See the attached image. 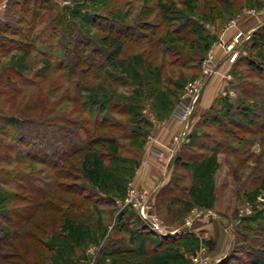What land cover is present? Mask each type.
Masks as SVG:
<instances>
[{
  "label": "rangeland",
  "instance_id": "rangeland-1",
  "mask_svg": "<svg viewBox=\"0 0 264 264\" xmlns=\"http://www.w3.org/2000/svg\"><path fill=\"white\" fill-rule=\"evenodd\" d=\"M9 1L0 0V201L17 197L0 218L9 229L0 264H27L34 249L43 254L37 264H254L264 256V40H252L264 35V0H48L29 38ZM57 11L100 47L101 23L133 26L138 37L76 88L50 21ZM198 78L204 85L185 125L173 111ZM171 122L181 126L173 154L147 189L137 169L143 156L147 167L161 163L150 136ZM61 131L78 133L74 146L84 147L56 167L48 154ZM71 185L81 195L61 190ZM131 190L136 198L126 202ZM50 193L79 205L50 197L60 210L44 220L38 208ZM31 236L40 243L15 238Z\"/></svg>",
  "mask_w": 264,
  "mask_h": 264
},
{
  "label": "trees",
  "instance_id": "trees-1",
  "mask_svg": "<svg viewBox=\"0 0 264 264\" xmlns=\"http://www.w3.org/2000/svg\"><path fill=\"white\" fill-rule=\"evenodd\" d=\"M32 0H12L8 2V11L10 13H13L11 19L15 21H19L20 19H15L16 16H21V21L26 23L28 25L27 30V36L28 38L32 35V28L35 27L36 20L41 16L43 17L47 10V7L44 5L48 0H40V2L37 3V1L31 2ZM11 5V6H10ZM18 6V8L13 9V7ZM40 9H43V11H39ZM30 16L29 18L27 16ZM27 18V19H26ZM50 21L53 24V26L60 27L59 32L61 33L60 36L58 32L56 33V36L58 35L59 41L58 51L61 55L62 60L64 61V68L65 72H68L70 75H76L77 76V82L75 84L76 88L79 86H83L86 82H88V78L92 76V73L95 72H102L107 68L110 61L112 59H116L118 54H121L122 49L124 46L131 41L130 38L132 37H138V33L135 27L133 26H125L120 25L119 23H113L116 27L112 25L107 24H99L98 30H99V39H100V46H98L96 43H94L93 40L90 38L85 37L82 34V30L77 23V21H74L72 18H70L64 11H57V13H52L50 15ZM5 25V24H4ZM7 25V26H6ZM5 27H3L2 32L7 33L9 29L11 28L6 24ZM15 33V31H13ZM26 36V37H27ZM27 40V39H26ZM253 41H263L264 35H253L252 36ZM136 43H138L136 41ZM25 50H31L34 48V44L32 42L25 43ZM250 64L255 67L256 69H260V66L256 64L255 62L251 61ZM106 116L103 117V122H101L99 125H102L105 123ZM14 124H18L17 121L11 120ZM97 120H95V123ZM55 132H52L53 135ZM68 132H59L60 139L56 143H54L53 147V153H50L51 155L48 156L50 158H53L55 161L53 162L54 166H59L62 162H67L68 165H70V162L68 160L72 158L79 157L80 153H82L83 147H75V141L78 139L80 141V137L78 133H71ZM84 139H81V142ZM88 151L92 150L91 141L87 142ZM48 144V143H46ZM47 156V155H45ZM83 156V154L81 155ZM45 160V159H43ZM47 160V159H46ZM50 160V159H48ZM179 161V159H177ZM176 160V161H177ZM76 162V159L73 160ZM44 162V161H43ZM52 162V161H49ZM61 172V171H60ZM61 174V173H60ZM63 192H66L68 194H74V196L81 195L77 189H72V185L70 187H67L65 189H61ZM5 197L0 201V218L8 219L10 216V209L8 208V203L12 200H14L17 195L12 194L9 195L7 193H4ZM52 195V196H50ZM46 193L44 194L43 198H45ZM52 199H58L61 200L64 204H67L68 206L73 205H79L77 204L74 199H68V198H58L57 193L49 194L46 201L39 204L38 210H43L42 217L43 219L49 220V216L47 212L50 211H59L60 208H57L53 203H50L51 198ZM84 200H88V198L84 197ZM27 220L29 219V216L27 217ZM50 221V220H49ZM25 222H22V224L19 226L20 229L23 228ZM40 226L37 225L36 228ZM44 226V225H43ZM20 232V231H19ZM17 232V234L19 233ZM0 234L1 237H9V229L4 227L3 225H0ZM28 235V232L26 233ZM30 234V233H29ZM17 239H23L29 238L31 241H34L35 243H40L39 237H15ZM5 239V238H4ZM29 241L27 240L26 245L28 246ZM31 250L30 248H27L26 252L29 254ZM32 253H34L31 258L28 260L27 264H35L37 261L40 262L41 259H43V254L40 251L32 250ZM141 257H144L145 255H141ZM123 257L117 256V260L119 262H122ZM129 261H131L130 257L128 258ZM127 260V261H128ZM30 261V262H29ZM33 261V262H32ZM37 262V263H38ZM36 263V264H37ZM254 264H261L264 263V256H259L257 259H254L252 261Z\"/></svg>",
  "mask_w": 264,
  "mask_h": 264
},
{
  "label": "crops",
  "instance_id": "crops-1",
  "mask_svg": "<svg viewBox=\"0 0 264 264\" xmlns=\"http://www.w3.org/2000/svg\"><path fill=\"white\" fill-rule=\"evenodd\" d=\"M167 119H168V117H167ZM180 127H181L180 123L171 122L170 125L166 124V125L161 126V127L159 126V128L153 130V132L151 133L150 137L152 139H151V142L149 141V144L151 143V145L152 144L156 145L158 150L161 153H163V158L161 160H159V161H161V163H158V165L155 164V167L157 166V168L155 169V167H152V168L147 167V165H149V162L146 160L147 159L146 156H143L144 158H142L141 165L137 169V172H136V175H137L136 179L140 183L143 178H146L147 180L145 181V183L147 185L145 184L143 186L146 187L147 189H152L154 184L160 178L158 173L162 169V166H163L162 161H164L165 163L169 162L170 157L173 154V149L175 146L174 141L177 137V133L181 129ZM161 186L162 185L160 184L158 187L153 189V190H155V193H157L159 191V188Z\"/></svg>",
  "mask_w": 264,
  "mask_h": 264
},
{
  "label": "built area",
  "instance_id": "built-area-1",
  "mask_svg": "<svg viewBox=\"0 0 264 264\" xmlns=\"http://www.w3.org/2000/svg\"><path fill=\"white\" fill-rule=\"evenodd\" d=\"M243 36H244L243 31L238 30L236 34L234 35V39L227 46V50L229 52V60L231 62H233L237 58V55H238L237 43L240 42V39L243 38ZM203 85H204V81H201L199 78L193 81H190L186 85V89L184 91L185 93L182 97L183 99L179 102V104L173 111V117L175 120L180 121L184 123L185 125L186 123H188V118L193 110V104L195 100L198 98ZM129 195L130 197L127 199L126 202L131 201L134 198H136L133 190H131V193ZM148 196H149V193L145 192L143 202L146 201ZM143 210L147 211L146 213H143V216L146 220H148L149 225H151L153 228L160 229L159 224L156 222L155 219L152 218L150 205L144 204Z\"/></svg>",
  "mask_w": 264,
  "mask_h": 264
}]
</instances>
